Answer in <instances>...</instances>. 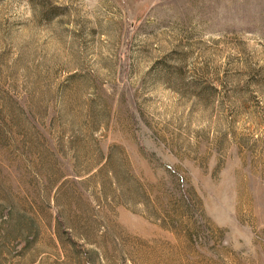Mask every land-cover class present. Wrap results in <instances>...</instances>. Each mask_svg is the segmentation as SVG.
Instances as JSON below:
<instances>
[{
    "label": "rangeland",
    "instance_id": "rangeland-1",
    "mask_svg": "<svg viewBox=\"0 0 264 264\" xmlns=\"http://www.w3.org/2000/svg\"><path fill=\"white\" fill-rule=\"evenodd\" d=\"M0 264H264V0H0Z\"/></svg>",
    "mask_w": 264,
    "mask_h": 264
}]
</instances>
